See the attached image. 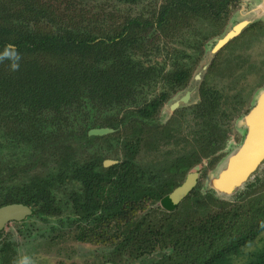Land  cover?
Instances as JSON below:
<instances>
[{"label": "rangeland", "instance_id": "obj_1", "mask_svg": "<svg viewBox=\"0 0 264 264\" xmlns=\"http://www.w3.org/2000/svg\"><path fill=\"white\" fill-rule=\"evenodd\" d=\"M168 1L170 0H135L134 3L123 4L118 0H38L37 7L41 8L44 3L48 2V6H52L51 11L60 19L63 18V13L71 14L76 9L73 15L83 17L84 23L89 24L91 28H94L95 32L100 34V32L104 33V31L107 33L116 32L122 25V19L128 18L129 15L136 17L144 15L147 17L153 12H159ZM194 4L193 7L185 5V7L174 6L178 7L179 11H173L175 19L173 24L175 29L182 30L181 35L178 36L175 30L165 32L163 29L157 30V28H152L148 32H138L136 33V38L140 37L143 41L140 40V44L130 46L127 58L134 62L138 69L145 59L151 60V58H147L149 55H152L151 57L155 55L158 62H163L162 57L167 52L166 50L162 51V49L171 50L175 46H185L187 48L188 57L193 61L189 65L191 66V77L185 87L178 89L175 93H171L172 98L162 109V113H159L156 117L158 121L161 120L159 121L160 123H163L169 116L170 118L172 117L173 123L170 126L164 124L161 126L163 129L161 131L167 133V130L170 131L172 129L176 136H183L184 141L181 144L167 146L159 143V150L155 154L147 152L142 157L146 159L143 162L149 163L150 160L154 162L162 158L161 154L162 156L163 154L165 155L164 150L168 148L173 150L176 147L177 151H179V149L185 147L184 150L186 152H192L194 147L195 149L197 148L195 153L204 159L199 161L193 168V170L199 172L198 182L192 194L194 196L196 193L197 196H195L196 199L191 201V197L185 198L176 212L190 209L197 212L196 216H193L194 219H203L223 208L234 207L231 203H234L237 193L230 196L218 195L211 188L209 179L215 175L214 173H217L219 165H223L227 156L235 151L241 143L246 129L244 116L256 101L259 92L264 89V0H194ZM16 8L17 5L14 4V7H8L5 11L12 13ZM171 9L172 7H169V10ZM220 9L224 11L218 16ZM184 15L189 16V18H185ZM38 18L40 16L36 14L34 19ZM241 20H248L249 22L241 30V35L230 40L216 52H213L217 42L216 39L231 30L234 23ZM259 29H262L260 33L258 32ZM166 36L176 38V42L173 39H166ZM164 41H171L172 43L169 44ZM203 42L204 46H202ZM158 52L160 53L159 55L156 54ZM203 83L206 84L207 93L209 95L212 94V104L216 110L212 116L205 114V107L200 103L202 100L199 94L200 86ZM150 84L152 86H145L142 89L143 92L139 88L134 89L138 94L136 99L121 105L118 108L120 114L126 113L128 114L127 117L139 120L136 110L140 102L149 98L145 95L152 92L151 96H154L155 92L159 90V86L156 87L153 82ZM83 88L85 86L81 87V89ZM185 92H189L190 97L183 104L181 97ZM173 102L179 103L180 112L177 113L175 112L177 109L172 110L169 107V104ZM63 109L65 107L63 105L60 106V110H58L59 116H61V110ZM67 109L70 110L71 108L67 107ZM67 113L70 114L69 120L62 119L60 122L63 133L47 123L58 120L55 111H47L40 118V123L48 124V126H45L49 133L47 145H43L45 142L42 139L22 141L19 142L18 146H11L7 150L8 153L0 156V205L3 204L9 194H12V197L15 196L16 200L24 198V191L21 189L24 186L22 183L27 182L30 177H32L31 182H35L33 179V176H35L33 173L34 169L38 170L37 173L43 179L51 174L55 177L61 174H71V167L64 164L63 160H65V157L60 152L64 143H58L59 139L63 142L64 139L62 138L67 137L65 140L66 142L69 141V143H66V147L75 153L80 152L83 154V158L95 150L100 157L104 155L103 143L106 140V135L97 136L95 139L92 137L91 141L84 136H80L77 139L79 143L76 142L75 145L74 141L71 142L72 137L69 138V136L71 134L75 135L74 133L77 132L75 120L78 113L75 115L72 111ZM98 114L99 112H94L89 115L88 119L92 117L99 118ZM99 115L101 119L102 115ZM80 116H82V113H79ZM213 121L222 125L227 134L224 136L225 140L220 141L216 147H205L203 142L209 140L210 137L201 135L200 128L204 123L212 124ZM9 123L6 117L0 118L1 126L5 127ZM99 123H102V121H99ZM132 124V121L130 123L125 121L124 124L120 125V128L123 127L125 130L132 131ZM211 127L213 128V126ZM37 130H40V128ZM3 134L4 131H0V135ZM195 134L201 139V142L193 140ZM161 136L165 135H159L158 139L160 142L162 141ZM31 138L35 140L34 137ZM84 152L87 153L84 154ZM0 153L3 152L1 151ZM116 153L120 154V151H116ZM112 156L114 157L113 154ZM71 161H82V158L79 160L74 158ZM255 174L256 172L250 181L255 179ZM257 174H262V168L257 171ZM39 175L38 177L40 178ZM182 181L183 177H180L177 178L176 183L180 184ZM67 183L68 180L65 182L63 180L60 184L65 185ZM64 185L59 186L55 193L56 198L61 203L58 209L61 211L62 216L55 215L44 219L45 217L42 214L35 213L34 216L24 221L10 222L5 226L0 235V264H25V260H27V264H100V258L96 257L100 253L95 254L92 245L76 242L73 238L76 234L73 228L64 227L62 229V227L58 226L60 225L58 219L61 217L66 218L65 215L67 213L72 216L71 218L81 216L80 212L75 211L74 204L70 203L71 201L64 196ZM263 185L261 184L260 189H264L262 188ZM69 188H71L70 185ZM206 198H209L210 202L203 200ZM246 204L245 206H238L241 214L245 215L243 211H246L249 207H252L254 211H258L260 214L264 213V200L261 201L259 206L253 205L248 201ZM64 222L67 224L66 219H64ZM53 225L58 227L55 230H51L50 228ZM262 239H264V236L260 233L241 250L244 256L242 257L240 254L233 262L236 264L245 262L249 251L256 250L262 246ZM3 247H5L4 251L1 250Z\"/></svg>", "mask_w": 264, "mask_h": 264}, {"label": "trees", "instance_id": "obj_2", "mask_svg": "<svg viewBox=\"0 0 264 264\" xmlns=\"http://www.w3.org/2000/svg\"><path fill=\"white\" fill-rule=\"evenodd\" d=\"M37 1L0 0V51H3L7 45H14L20 55L19 68L15 71L10 68V62L7 59L0 60V95L5 97L0 100V118L7 117L4 110L5 106L9 105L8 107H12L13 103L16 105V103L21 101L15 95V91H19L21 96H27L33 107L25 113L27 115L26 118H32L31 121L20 122L18 120V123H9L5 127L0 125V131H4V134L0 135V152H3L0 153V156L8 153L7 150L11 146H18L19 142L43 139L44 135L48 133L45 127L48 124H43L39 121L47 111L56 112L58 120L47 123L59 130L61 120H69L70 114L67 112L72 110L66 107L70 105L71 96L75 90H81L83 86L89 89L90 96H100V101L103 105L110 102L111 99H115L113 106L117 109L112 113L115 116V123H111L113 128L124 124L125 121H128V123L134 121L136 125L132 122V129L136 128L138 131H142L143 128L140 125L143 120L152 117L153 112H157L159 107L157 101L152 100L146 104L143 103V106H138L137 115L139 117L137 118L139 120L127 117L128 114L126 113L119 116L120 111L118 108L127 101H134L138 95L134 90L136 86H139L140 91L143 92L142 89L145 87V83L151 80V76L155 75L158 69L153 66L144 68L143 63L137 69L134 62L127 58L122 61V58L125 57V54L127 55L130 46L139 43L136 39V33L148 32L152 28L169 32L174 28L173 11L177 10L176 12H178V7H193L195 5L194 0H170L164 4V7L159 12L156 11L145 22L142 17L124 18V23H122L120 29L121 33L111 36L113 42L108 39H101L95 42L96 37H101L105 34L102 37L106 38L107 33L100 32L98 34L99 32H95L93 27L91 28L89 24L84 23V18L80 17V15L66 14L60 19L51 11L52 6H48V2L44 3L43 7L40 8L37 7L40 1ZM118 1L123 4L135 2V0ZM14 4L17 5L14 12L8 13L5 11L8 7H14ZM169 7H172V9L169 10ZM75 10L71 13L74 14ZM36 14L40 18L34 19ZM128 40L132 41L130 46L127 45ZM105 55L113 63L110 66L111 69L95 71L93 62L89 61L102 59ZM77 59L81 60L79 63L82 62L80 65V72H83L82 75L77 73ZM88 64L91 69L90 75H84V72L88 70ZM179 75L181 78L185 76L182 73ZM76 97L78 96L76 95ZM62 105L65 109L61 110V116H59L58 110H60ZM113 115H108L107 117L112 118ZM107 117L105 119H108ZM23 127L27 128V130H33L34 134L26 132L25 129L21 130ZM38 128L40 130H37ZM131 132L122 128L118 130V136H125L127 140ZM31 137H34L35 140ZM139 137L138 135L136 141H134L135 145L131 149L136 146L139 147L141 139ZM105 141L110 143L107 138ZM178 161L172 162V165L175 166L173 167L175 168L174 171L182 164L181 161ZM64 164L71 167V174H61L56 177L51 174L43 179L37 173L38 170L34 169L33 173L35 176H33V179L35 182L32 183V177H30L27 182L22 183L24 186L21 189L24 191V198L18 201L35 205L32 213L39 212L45 217V213H48L47 210L51 214L52 203L56 198L55 193L59 186L64 185L60 184L61 181L64 180L65 182L68 180L66 186L64 185V196L71 201L70 203L75 204L77 208L79 207L83 214H91L92 211L89 212L91 208L100 209L101 214L97 216L99 218L97 223H101L104 220L103 214L108 215L114 212L117 219L116 227L119 229L122 225L128 227L127 225L130 224L128 222H130L132 215L147 206L144 204L145 201L135 202L130 195L129 198L131 200L128 196L127 198L124 197L125 195L123 196L122 189L127 186L126 177L123 178L124 181H121V174L113 173L117 170L113 166L104 171L98 154H90L88 158H82V161L79 162L65 159ZM126 166L128 175L136 171L133 168V163L132 165L126 163ZM111 173L114 177H111ZM163 184L166 185V183ZM69 185L71 188H69ZM159 186L160 188L157 190L146 189L142 197L151 200L160 197L165 191L161 185ZM55 189L56 191H54ZM103 191L108 193L106 198L103 197ZM13 197L12 194L7 195L3 204L17 199L15 196ZM165 201L169 204L165 203L167 208L172 209L173 206H171L169 199ZM238 206L223 208L203 219H194L193 216L178 219L175 223L167 225L166 228L171 231L170 234L172 235H174V230L192 231L186 232L187 240L184 241V245L192 247V244L196 243L193 239L201 238L203 239V245L207 246L210 243V250H212L213 258L215 259V263L212 261L211 263L207 262V264H222L223 256L230 257L232 255L234 257L240 254L241 250L264 230V220L256 211L252 210V207L243 211L244 215L241 214ZM143 219L145 221V218ZM57 225L52 227L51 230H55L58 226L62 227L61 222L60 225ZM175 235L181 238L183 234ZM178 236L174 237L178 239ZM188 237L191 241H189ZM209 239L211 241L208 243L207 240ZM225 253L226 255H223ZM184 257L185 260H190L187 255ZM179 264L184 263L179 262ZM244 264H264V243L256 250L248 252Z\"/></svg>", "mask_w": 264, "mask_h": 264}, {"label": "flooded vegetation", "instance_id": "obj_3", "mask_svg": "<svg viewBox=\"0 0 264 264\" xmlns=\"http://www.w3.org/2000/svg\"><path fill=\"white\" fill-rule=\"evenodd\" d=\"M223 9H220L218 16L222 11H224ZM154 13L155 12L151 13L150 16L154 15ZM66 14H70V13H65L64 16H66ZM70 15H73V13H71ZM150 16L145 17L144 15H141L140 17H142L143 18L142 20L145 22V20ZM129 17L133 18L136 16L129 15ZM140 17H136V18H140ZM184 17L189 18V16L186 15H184ZM123 21L124 19H122V23H124ZM120 29L121 27H119L116 32L114 31H111L109 33L106 32L107 33L106 38L102 37L105 36V34H103L101 37H96L94 41L98 42L101 39L103 40L108 39L110 42H113L111 36L120 34L121 33ZM174 30L178 36L182 34L181 33L182 30H178L175 28H172L170 31H174ZM261 31L262 29H259L258 32L260 33ZM240 35L241 32L238 33L236 36L232 37L231 39H229V41ZM171 37L172 36H166L165 38L169 40L173 39L175 41L176 38H171ZM136 39L137 42H140L141 40L140 37H137ZM164 42L169 44L172 43L171 41L170 42L164 41ZM228 42H226L223 46H225ZM131 43L132 41L130 40L127 41V45L130 46ZM202 46H204V42L202 43ZM183 47L175 46L171 50L162 49V51L166 50L167 52L165 56L162 57L163 62L161 61L158 62V59L155 57V55L154 57H151L152 55H149L147 58H151V60L149 61L148 59L147 60L145 59V61L143 62L144 68L153 66L154 68L158 69L156 74L151 76V80H148V82L145 83L146 84L145 86L151 87L152 85L150 83L153 82L156 87L159 86V90L155 92L154 96H151L152 92H150V94L148 95H145L146 97L149 98H146L145 101L144 100L141 101L140 106L143 103L146 104L154 100L158 102L159 107L156 113L153 112V114L151 115L152 117L143 120V123L140 125L143 128V130L138 131V129L133 128L132 132L130 133L131 138L129 137L127 140L125 139V136L123 137L120 135L118 136V130H121L123 127L120 128V126H118L117 128H113L112 126V124L115 123V116L112 113H114V111L117 109L116 107L113 106L115 101L114 98L111 99L110 102L105 103L103 105L102 102L100 101L101 97L90 96L89 89L87 88H83L77 91L75 90L73 95L70 94L72 96L69 107L71 108L72 113H74V115L78 113V116L76 117L75 120L77 132L74 133L75 135L71 134L69 136V138L72 137L71 142L74 141L76 145V142L79 143V140L77 139L80 136L81 137L84 136L91 141V139L93 138L95 139L97 138V136H102V135L89 134V131L98 128L108 129L109 131H107L104 135H106L107 140L111 144L104 141L103 149L105 150V153L104 155H101V157L98 155L102 169H104L105 171L106 169H109L111 166L116 167L117 170L113 173L121 174L122 177L121 181H124L123 178L126 177L127 186H125L122 189L123 196L125 195L124 196L125 198H127V196L129 198L130 195L132 197V200H135V202L145 201L144 204L147 205L146 206L147 208L145 207L146 209L143 208L142 210L138 211L136 214L132 215L130 222H128L130 223L127 225L128 227L122 225L120 229L116 227L117 219H116V214L114 212L109 213L108 215L103 214L104 220L101 221V223H97L99 219L97 216L101 214L99 211L100 209L91 208L89 212L92 211V213L88 215L87 213L83 214L80 208L79 207L77 208L75 204H74L75 211L81 213L80 217L71 218L72 216L69 213H67L65 215L66 218L61 217L58 219V221L61 222L62 229L64 227H70L74 229V232H76V234L73 238L76 242L78 243L81 242L83 244H90L94 247L95 254L100 253L99 255L96 256L100 258L101 261L100 264H179V262H182L184 264H207V262L211 263L212 261L215 263V259L213 258V252L212 250H210L211 245L209 242L211 241V239L207 240L209 244L205 246L202 244L203 239L194 238L193 240L196 241V243L192 244L193 245L192 247H187L188 245L187 246L184 245V241L187 240L186 232H192V231L181 230V229L178 231L174 230L173 231L174 235H172L170 234L171 231L167 230L166 228L167 225L175 223L178 219H183L188 216L189 217L196 216L197 212H194L193 210L190 209L181 212H176V211L185 198L187 199L191 197L190 201L196 199L195 197L197 196L196 193L194 196L192 194L195 191V187L198 181L196 182L195 186L192 187L187 192V194L183 196V198H181L177 203L173 205L170 202L171 206H173L172 209L167 208L165 204L167 202L165 200L169 199L168 195L172 193L184 181L185 174L188 173V171L193 170V168L197 163H199V161L204 160L202 159V156H197V154L195 153L197 148L195 149L194 147L192 152L191 151L186 152L184 150L185 147L183 146H182L183 148L179 149V151H177L176 147H175L176 149L174 148L173 150L171 148H168L167 150H164L165 155L163 154L162 156L161 154L162 158L154 162L148 160L149 163L143 162L146 159L142 157V155L147 152H153L155 154L159 150L160 147L159 143H162L165 146H167V145L181 144V142L184 141V137L179 136L180 137L179 138L178 136H176L174 134L175 132L174 133L172 132L171 127H170L171 130L170 131L167 130L168 131L167 133L161 131L162 129L161 126H163L164 124L166 126H170L173 123L172 117L170 118L169 116L167 119L164 120L163 123H160L159 121L161 120L158 121V119L156 118L159 115V113L160 114L162 113L163 111L162 109L167 105V102L172 98L171 93L173 92L175 93L178 89H182L183 87H185L189 78L191 77L192 72L190 68L191 66L189 65L193 63V61L192 59H190V57H188L187 48L185 46ZM128 54L129 53H127V55L125 54V57L122 58V61L126 60ZM156 54L159 55L160 53L158 52ZM108 59L109 58L105 55L102 59H98L96 61H89V62H93V67L95 71L96 70L107 71L110 70L111 69L110 66L113 65L111 60ZM80 61L77 59L76 62L78 64L77 65L78 75L83 74V72H80L81 69L80 65L82 64V62L79 63ZM87 68L88 70L84 72L85 73L84 75H90L89 73L91 69L89 64L87 65ZM180 73H182L183 75L185 74V76L181 78L179 75ZM137 88H139V86H136L135 89ZM207 90L208 89L206 87V84L203 83L200 86L199 94L201 95V99H202L200 103L203 104L205 107L204 108L205 114H207V116L210 115L212 116L214 115L213 112H215L216 110L212 104L213 101V98L211 99L212 94L209 95V93H207ZM188 93L189 92H185L183 96L187 95ZM15 95H17V97L21 99L20 102L16 103V105L13 103L12 107H8L9 105L7 107L5 105H4L5 107L2 106L5 108L4 110L7 116L6 118L11 119L9 120L10 124L18 123L17 122L18 120H20V122L31 121L32 118L31 119L26 118L27 115L25 114L27 113V111H30V109L33 108L31 105L32 104L31 101L28 100L27 96H21L19 94V91H15ZM76 95L78 97H76ZM188 95L189 96L187 101L189 100L190 97V94ZM11 97L13 98V96ZM3 98L5 97L4 96L1 97L0 95V100H2ZM169 105H170L169 107L172 110L177 109L175 112L177 113L180 112L179 103L173 102ZM94 112L97 113L99 112V114L102 115L101 119L99 114H98L99 118L92 117L88 119L89 115H91ZM136 112L138 111L136 110ZM79 113H82V116L79 117ZM108 115H113V117L112 118L107 117ZM118 115L121 116V114ZM105 117H107L108 119H105ZM99 121H102V123H99ZM132 122L134 123V121ZM134 124L136 125V123ZM211 126H213V128ZM24 129L25 127L21 128V130ZM80 129H82V131H80ZM59 130L62 131V128L60 127ZM25 131L30 134L33 133L32 132L33 130L29 131L27 130V128L25 129ZM200 131L202 132L201 135L204 136L206 135L210 137L209 140L203 142L205 143V147L212 146V148L216 147L220 141L222 140L224 141L225 140L224 136L225 134H227L226 130L223 129L222 125L218 124L216 121H213L212 124L204 123L203 126L200 128ZM61 133H63V131ZM48 134L49 133H46L44 135V138L42 139L45 142L43 145H47L48 143ZM160 134L165 135V136H161L162 139L161 142L158 139ZM138 135L140 136L139 139L141 138L139 141V147L136 146L134 149H131V147L135 145L134 141H136ZM62 139H64L63 142L61 141V139H59L57 142L64 143L62 147L63 149L60 152L62 156L64 155L65 159L72 160L75 158L79 160L83 158V154H81L80 152L75 153L70 148L66 147V143L67 142L69 143V141L66 142L65 140L67 139V137ZM194 139L197 140L198 142H201V139L197 137L196 134L193 137V140ZM127 141L130 143H128ZM156 141L158 142L156 143ZM116 151H120V154L116 153ZM95 152L96 150L94 152H90L88 155L93 153L97 154ZM86 153L87 152H84V154ZM69 154H71L70 157ZM112 154L114 155V157L112 156ZM88 155L85 156L84 158H88ZM178 160L181 161L182 164L181 166H178V168H176V171H174L175 168L173 167L175 166L172 165V162H176ZM126 163H130L131 165L133 163V168H135L136 171L128 175L126 173L127 172ZM170 164L172 165V167ZM261 168H262V174L258 175L256 173L254 180L247 182L242 188H240L236 192L237 194L235 196L236 199L234 200V203H231V205L245 206L247 205L246 204L247 201L256 206L260 205L261 201L264 200V189H260L261 184H264V164L261 166ZM130 170L132 169L130 168ZM111 177H114V175L112 174ZM180 177L181 178L183 177V181L180 184H177L176 183L177 178ZM163 183H166V185ZM159 185H161L162 189L165 191L162 193L160 197L153 198L152 200L142 197L146 189L152 188V190H157L160 188ZM262 188H264V185L262 186ZM102 194L104 198H106L108 195V193L105 191H103ZM203 200L210 202L209 198ZM12 203H22L30 208V212L26 214L24 218L19 220H14L12 222L24 221L25 219L35 215V213H32L35 205L26 204L18 200L11 201L6 204H12ZM60 206H61L60 201L57 198H55L52 203L51 208L53 209H51V214H49L50 211L47 210L48 213H45L44 219L50 218L51 216H55V215L62 216L61 211H59L58 209V207ZM257 214H259L264 220V213L260 214L257 211ZM143 218H145V221ZM64 219H66L67 224H65ZM54 226L56 225H53L52 227ZM52 227L50 229H52ZM4 228L0 230V235ZM180 233L183 234L181 238L178 235H175ZM260 233H262V235L264 236V230H262ZM174 236H178L179 238L177 239ZM262 240H263L262 242L264 243V239ZM189 241H191L190 238ZM4 249L5 247L1 248L2 251H4ZM240 254L242 257L244 256L242 252ZM240 254L234 257L232 255L230 257L223 256L222 264H236L233 262V260H235L236 257L240 256ZM185 255L188 256V258L190 259L189 261L188 259L186 260L184 259ZM223 255H226V253ZM240 264H244V262Z\"/></svg>", "mask_w": 264, "mask_h": 264}, {"label": "water", "instance_id": "obj_4", "mask_svg": "<svg viewBox=\"0 0 264 264\" xmlns=\"http://www.w3.org/2000/svg\"><path fill=\"white\" fill-rule=\"evenodd\" d=\"M248 23V20L234 23L231 30L216 39L217 42L213 48V52H216L229 39L240 33ZM239 25L240 27L237 32H234L233 30ZM188 96L187 94L181 97L183 104L187 101ZM244 124L246 129L241 143L235 151L227 156L226 162L223 165H219L217 173H214L215 175L209 179L211 188L218 195L230 196L235 194L252 179L253 174L257 173L264 164V89L259 92L256 101L247 114H245ZM107 131L109 130L98 128L89 131V134L104 135ZM198 178L199 172L197 170L188 171L185 174L184 181L168 195L169 201L173 205L177 203L195 186ZM225 178H230L229 183L225 184ZM29 212L30 208L22 203L0 206V230L8 223L24 218Z\"/></svg>", "mask_w": 264, "mask_h": 264}, {"label": "clouds", "instance_id": "obj_5", "mask_svg": "<svg viewBox=\"0 0 264 264\" xmlns=\"http://www.w3.org/2000/svg\"><path fill=\"white\" fill-rule=\"evenodd\" d=\"M7 59L10 62V68L15 71L19 68L20 55L12 45H7L3 51H0V60ZM27 264V260H25Z\"/></svg>", "mask_w": 264, "mask_h": 264}, {"label": "bare ground", "instance_id": "obj_6", "mask_svg": "<svg viewBox=\"0 0 264 264\" xmlns=\"http://www.w3.org/2000/svg\"><path fill=\"white\" fill-rule=\"evenodd\" d=\"M240 25H241V24H240ZM240 25H239V26H236V28H235L233 31H234V32H237V30L239 29ZM241 26H242V25H241ZM227 37H228V36H227ZM227 37H226V38H227ZM229 181H230V178H225V179H224L225 184H226V183H229Z\"/></svg>", "mask_w": 264, "mask_h": 264}]
</instances>
